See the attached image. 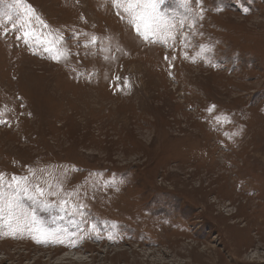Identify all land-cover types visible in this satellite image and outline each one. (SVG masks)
Returning a JSON list of instances; mask_svg holds the SVG:
<instances>
[{
  "label": "rangeland",
  "instance_id": "1",
  "mask_svg": "<svg viewBox=\"0 0 264 264\" xmlns=\"http://www.w3.org/2000/svg\"><path fill=\"white\" fill-rule=\"evenodd\" d=\"M161 11L0 0V264H264V0Z\"/></svg>",
  "mask_w": 264,
  "mask_h": 264
},
{
  "label": "snow or ice",
  "instance_id": "2",
  "mask_svg": "<svg viewBox=\"0 0 264 264\" xmlns=\"http://www.w3.org/2000/svg\"><path fill=\"white\" fill-rule=\"evenodd\" d=\"M19 3V0H17ZM116 6L123 8V11L127 13L129 23L134 26L138 34L144 36L145 39L148 38L149 34H154L160 28L161 19L163 13L161 11V5L164 3V0H115ZM33 10L29 7L25 10V15L31 14ZM32 35L31 32H25L24 36L28 37ZM51 43V42H49ZM51 50V49H47ZM53 59L59 60L61 58V54L57 51L53 57ZM2 180V177H0ZM13 180L16 181V178L13 177ZM19 185V182L17 181ZM19 192L28 195V189L26 187H19L18 192L14 193V195H18ZM36 196L28 195V199L36 202L38 196L44 195V189L40 186L35 187ZM15 203V201H13ZM41 204H44L45 207L48 205L44 201H40ZM67 204V201L64 202ZM95 229V225H93ZM44 239L38 240L37 242L47 243L50 239L55 240L57 243H64V240L60 238L58 233L55 232H47L43 233ZM75 246V245H72Z\"/></svg>",
  "mask_w": 264,
  "mask_h": 264
}]
</instances>
